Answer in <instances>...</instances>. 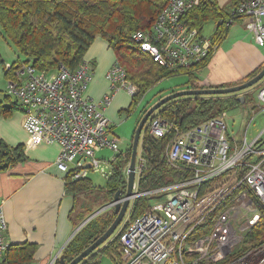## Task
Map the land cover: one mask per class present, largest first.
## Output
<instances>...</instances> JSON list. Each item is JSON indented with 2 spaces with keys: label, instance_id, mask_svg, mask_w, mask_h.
Returning a JSON list of instances; mask_svg holds the SVG:
<instances>
[{
  "label": "built area",
  "instance_id": "obj_1",
  "mask_svg": "<svg viewBox=\"0 0 264 264\" xmlns=\"http://www.w3.org/2000/svg\"><path fill=\"white\" fill-rule=\"evenodd\" d=\"M197 3L170 0L148 32L133 36L134 42L162 67L176 70L199 64L208 56L211 41L185 19ZM232 13L246 20L253 40L262 48L264 0H238ZM10 75L5 93L23 114V130L34 146H58L54 165L59 171H71L78 180L98 167L97 151H119V140L111 133L104 111L84 95L92 78L89 63L84 61L75 71L63 66L51 73L21 63ZM106 79L112 89H124L130 95L136 90L116 61ZM257 97L264 104V87ZM110 100L106 95L102 105ZM224 114L189 131H178L166 145V162L171 167L182 163L191 168V179L143 193L137 192L136 182L134 199L154 198L121 232L120 264H264V242L238 253L246 231L259 220L255 202L245 190L230 199L234 189L246 185L264 206V142L258 145L263 134L252 142L246 136L241 141L228 137ZM171 127L155 116L148 132L162 138ZM143 166L144 159L137 157L136 177ZM208 182L214 183L206 187ZM208 218L204 234L193 238L195 229ZM6 229L0 206V260L7 249Z\"/></svg>",
  "mask_w": 264,
  "mask_h": 264
},
{
  "label": "trees",
  "instance_id": "obj_2",
  "mask_svg": "<svg viewBox=\"0 0 264 264\" xmlns=\"http://www.w3.org/2000/svg\"><path fill=\"white\" fill-rule=\"evenodd\" d=\"M170 0H0V34L2 38L11 42L15 47L17 60L5 71V76L11 78L12 70L21 63L31 64L38 72H54L60 67L75 71L84 61V56L92 43L103 40L113 51L115 61L125 73V79L135 87L127 110L120 114L128 115L137 108L142 97L165 78L184 74L188 77L189 89L212 88L199 85V75L207 68L213 52L216 51L227 38L231 21L238 19L233 15L238 0H231V11L221 8L216 0H198V5L189 10L185 19L189 26L201 34L205 26L214 23V31L209 36L211 41L208 56L199 64L176 70L160 66L152 56L141 51L139 44L133 40L137 32H148L161 11ZM2 62L0 57V63ZM2 64V63H1ZM264 67L261 65L248 76L250 80ZM247 80H244L245 82ZM243 81V82H244ZM222 88V87H220ZM248 89L227 95H202L178 97L171 100L152 117L159 116L172 126L165 137L156 138L148 132L150 120L142 130L141 153L144 159L142 172L137 177L136 190L138 193L152 192L157 189L177 184L192 178V169L180 163L171 167L165 160L164 150L168 142L180 133L191 130L203 122L221 117L222 113L246 104L251 97ZM239 96L243 102H239ZM162 99V97H160ZM159 99V100H160ZM151 106H143L139 119ZM18 109V104L6 93L0 99V118L11 116ZM141 120V119H140ZM133 134L125 147L113 155L109 161L110 173L106 175V186L101 188V196L92 195L98 189L86 176L74 180L73 172L64 178L66 193L76 197L81 194L91 197L89 203L78 209L75 202L70 213V219L75 226L92 216L100 206L110 203L114 194L120 192L123 198L126 190V167L130 162ZM141 137V136H140ZM140 140V139H139ZM264 142V136L258 145ZM138 153V150H137ZM22 146L9 147L0 140V170L24 161ZM212 182L211 184H213ZM209 182L206 187L211 185ZM205 187V188H206ZM245 190L250 199L255 202L259 220L246 231L243 247L239 254L248 248H253L264 242V206L248 190L246 185L239 186L230 195L235 197ZM150 195L134 199L130 206L129 222L120 225L108 240L100 245L79 264H99V257L106 255L115 263L120 258L119 237L126 226L133 219L142 215L152 201ZM92 202L93 204H90ZM113 209H107L97 214L79 229L62 251L65 264L80 255L96 238L104 234L115 218ZM210 225V219L195 229L193 236L204 234V227ZM35 245L24 243L10 246L4 252L0 264H30L33 260ZM53 264H59L54 260ZM120 262V261H119ZM119 264V263H118Z\"/></svg>",
  "mask_w": 264,
  "mask_h": 264
},
{
  "label": "crops",
  "instance_id": "obj_3",
  "mask_svg": "<svg viewBox=\"0 0 264 264\" xmlns=\"http://www.w3.org/2000/svg\"><path fill=\"white\" fill-rule=\"evenodd\" d=\"M216 2L221 8L231 11V0ZM237 18L230 22L229 28H245L248 31L246 20ZM232 32L213 52L207 68L201 71L199 85L212 88L237 86L263 65L264 46L260 48L256 45L253 33L248 31V37L241 36L240 32ZM17 59L16 56L10 63L4 64V60L0 63L1 75L6 82L8 78L4 75L5 71ZM84 59L90 64L92 71V78L84 95L98 103L99 109L104 111L110 121V131L115 136L114 130L122 122L120 112L127 110L131 98L124 89H112L106 79V74L115 61L114 53L99 39L92 43ZM2 95L0 94V99ZM106 95L111 100L108 105H102ZM22 122L23 114L18 109L11 116L0 118V140L9 147L22 146L25 158L24 161L0 170V206L7 221L3 238L7 248L24 243L35 245L30 264H53L79 227L74 225L69 216L75 202L78 209L82 208V203L79 202L82 194L74 197L66 193L64 178L67 173L59 171L54 165L59 152L58 146L32 145L23 130ZM228 137L231 136L228 134ZM233 137L238 141L242 139L240 136ZM97 160L101 162L102 159Z\"/></svg>",
  "mask_w": 264,
  "mask_h": 264
},
{
  "label": "rangeland",
  "instance_id": "obj_4",
  "mask_svg": "<svg viewBox=\"0 0 264 264\" xmlns=\"http://www.w3.org/2000/svg\"><path fill=\"white\" fill-rule=\"evenodd\" d=\"M214 27L215 24L212 22L207 24L204 28L205 30L203 31L204 36L209 38V36L214 31ZM230 31H233L234 33L240 32L241 36L246 35L249 37L250 35V33H248L245 28L230 29ZM15 51L16 50L13 44L2 38V35L0 34V57L1 60H4V64L10 63L11 61H13V59H15V57L17 56ZM1 74L2 70L0 69V94L2 95L3 91L6 90L5 87L7 86V82L5 81L4 76ZM187 81L188 77L184 74H176V76L165 78L161 83L154 86L151 90L145 93L146 95L142 97L137 108L133 109L128 115H121L122 122L118 124L116 126V129L114 130L115 136L119 140L120 149H123L125 147V144L129 142L133 134L132 131L134 130L135 125L137 124L138 120L141 119H139V117L141 115L143 106L145 105L152 107L154 103L159 101L160 97L164 98L169 94L186 90V88L190 86L189 84H187ZM263 87L264 79L259 83L253 85L248 89V91H246L247 94H251L248 103L241 104L239 107L230 109L225 112L224 121L227 128V134H229L230 136H240V138H243L245 133L246 140L248 142L253 141V139L258 135L260 136L263 134L264 136V104L259 102L257 97L259 91ZM126 93L131 98V95L128 92ZM142 133L138 142V159H140L139 155L141 153ZM114 154L115 153L110 149H104L96 152V158L102 160L99 163L98 167L87 171L88 173L86 175V177L92 181L96 188H98L93 191L92 195L94 194L99 197L102 195L101 188L103 189L106 186V174L110 173L109 161L112 159ZM152 198H154V196ZM90 199L91 197L82 194V199L79 200V202L82 203L83 206L84 204L89 203ZM90 204L93 203L90 202ZM101 208H103V206H100L96 211L101 210ZM130 211L131 207L128 209L127 213L122 219L123 221L120 224L121 226L124 225V223L130 221L128 220ZM98 259L99 264H120V259L117 261V263H115L106 255H102Z\"/></svg>",
  "mask_w": 264,
  "mask_h": 264
},
{
  "label": "water",
  "instance_id": "obj_5",
  "mask_svg": "<svg viewBox=\"0 0 264 264\" xmlns=\"http://www.w3.org/2000/svg\"><path fill=\"white\" fill-rule=\"evenodd\" d=\"M264 79V67L263 69L254 75L250 80L243 82L237 86H231L226 88H202V89H189V90H183L178 91L177 93H172L164 98L160 99L156 103L152 105V107L145 112V114L141 117V120L138 124V126L135 129V133L133 135L132 139V149L130 154V162L128 166L126 167V190H125V196L123 198H120V192L118 191L115 193L113 200L106 204L104 208H101V210L96 211L92 216L86 218L84 221H82V224L76 229L75 232H77L79 229L82 228L83 225L88 223L89 220L94 218L99 213L104 212L107 209H113L115 213V218L113 220V223L107 228V230L104 232L103 235L96 238L95 241L88 246L80 255L73 258L72 261L68 264H79L81 263L84 258H86L88 255H90L92 252H94L100 245L105 243L110 236L114 234V231L120 226L122 219L124 218L125 214L127 213L128 209L130 208L131 201L135 197L134 187H135V180H136V163H137V150H138V142L142 133V130L146 123L150 120L149 118L153 116V114L158 111L165 103L175 100L178 97H189V96H202V95H227L231 93H239V91H243L246 89L251 88L253 85L259 83ZM239 102H243V97L239 96L238 98ZM63 255L61 254L59 258L57 259L59 264H65V261L63 260Z\"/></svg>",
  "mask_w": 264,
  "mask_h": 264
},
{
  "label": "flooded vegetation",
  "instance_id": "obj_6",
  "mask_svg": "<svg viewBox=\"0 0 264 264\" xmlns=\"http://www.w3.org/2000/svg\"><path fill=\"white\" fill-rule=\"evenodd\" d=\"M132 202V201H131Z\"/></svg>",
  "mask_w": 264,
  "mask_h": 264
}]
</instances>
